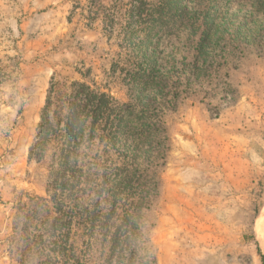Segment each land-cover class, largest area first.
Wrapping results in <instances>:
<instances>
[{
    "label": "rangeland",
    "instance_id": "obj_1",
    "mask_svg": "<svg viewBox=\"0 0 264 264\" xmlns=\"http://www.w3.org/2000/svg\"><path fill=\"white\" fill-rule=\"evenodd\" d=\"M76 92L103 114L81 134L75 212L99 200L104 221L131 171L111 224L142 208L137 262L262 264L264 0H0V264L107 260L112 229L89 250L79 215L66 233L51 176L61 140L28 157L47 98L58 121ZM108 168L117 179L102 184Z\"/></svg>",
    "mask_w": 264,
    "mask_h": 264
},
{
    "label": "trees",
    "instance_id": "obj_2",
    "mask_svg": "<svg viewBox=\"0 0 264 264\" xmlns=\"http://www.w3.org/2000/svg\"><path fill=\"white\" fill-rule=\"evenodd\" d=\"M79 95L80 93L76 92L75 100L72 101L73 104H71L68 108V113L66 115H63L62 118H60L58 121H55V117L57 114L56 111L52 110L51 108V97L49 96L47 98L46 105L40 115L36 139L34 144L29 149L28 157L29 159L40 160L45 154L49 144L54 141L56 137H58V139L61 140V142H59V161L57 163L59 167V173L56 172L51 175L56 176V180H54L52 187L54 190L60 191V197L58 198L59 200H57L59 201L58 203H62L65 198L68 203V205L65 206L67 209L66 217L68 219V222L66 226V233L68 234V236L70 234L69 230L72 225L73 219L76 217V215H79V221H77L76 224L82 225L83 229L86 231V235L89 237V241H86L84 243L85 248L88 250L91 247V240L93 239V234L95 231H98L104 237H108L109 233L113 230L110 234L109 239V254L104 264H143V262H137L135 258L138 257V253L144 252V250L148 249L147 240L145 238H138L137 236H135L136 225H134V223L136 222L134 220L135 218H138L137 216L139 215V211L142 208L140 206L133 205L134 203H126L125 206L127 207V209L124 210L122 214L123 218L121 219L120 223L111 224V220L114 217V212L116 210V204L118 202L117 197L125 194V200H128V196L130 195L129 192L131 193L136 190L129 184V182L131 181L129 175L134 174V172L126 171L127 174L125 175V177L119 178V182L116 183L115 191H112L111 193V197L113 198V201L111 203V212L108 216H104V221L99 222L92 216L97 215L99 211V200L98 202L96 201L94 205H91L92 210L94 211H88L86 209L82 210V212L80 213L74 211V208H76L78 204L77 201L80 199L76 195V192L78 190V185L79 183H81V179L83 177L81 175L83 171L80 168L79 160L77 157L82 139L81 134H83L87 119H89L88 126L90 128V131L92 134H94L97 130V122L98 120L102 119L103 114V111L101 110L102 108H100L101 105L86 104L84 102H80V100H83ZM92 97L95 99V95H93ZM76 100L79 101L78 104L76 103ZM110 114L111 113H109V115ZM143 115L144 114H142V116ZM116 133L117 130L115 128L113 134ZM98 165V162L94 160V162L92 163V168L94 169L93 175L95 176L98 175ZM105 176H107L108 178H105L102 184H105L108 181L112 182L117 179L115 169L112 168L107 169ZM112 176L113 178L110 180ZM92 182L95 188L99 186L95 178ZM126 191H128V193ZM65 192H67V194ZM92 192L95 196H99L98 191H95L93 189ZM55 195L57 196V194ZM74 249L75 248L73 246L69 248V251L72 255H74ZM64 251H67V248H61V246L56 242L55 248L53 250H50V252H53L55 254H62ZM262 254H260V259L262 264H264V255ZM149 257L151 259V255H149ZM57 263L58 261L56 260V264Z\"/></svg>",
    "mask_w": 264,
    "mask_h": 264
},
{
    "label": "bare ground",
    "instance_id": "obj_3",
    "mask_svg": "<svg viewBox=\"0 0 264 264\" xmlns=\"http://www.w3.org/2000/svg\"><path fill=\"white\" fill-rule=\"evenodd\" d=\"M255 236L257 239V242L260 246L261 252L264 255V228H263V223H264V207L262 208L260 214L256 218L255 221Z\"/></svg>",
    "mask_w": 264,
    "mask_h": 264
}]
</instances>
